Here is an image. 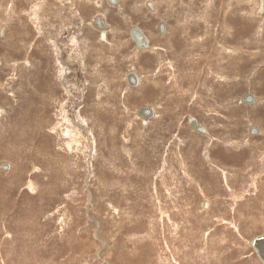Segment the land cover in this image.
Instances as JSON below:
<instances>
[{
  "label": "rangeland",
  "instance_id": "1",
  "mask_svg": "<svg viewBox=\"0 0 264 264\" xmlns=\"http://www.w3.org/2000/svg\"><path fill=\"white\" fill-rule=\"evenodd\" d=\"M118 1L0 0V264H263L259 0Z\"/></svg>",
  "mask_w": 264,
  "mask_h": 264
},
{
  "label": "water",
  "instance_id": "2",
  "mask_svg": "<svg viewBox=\"0 0 264 264\" xmlns=\"http://www.w3.org/2000/svg\"><path fill=\"white\" fill-rule=\"evenodd\" d=\"M111 4H118V0H110ZM147 5L153 9V3L151 1L147 2ZM264 12V0H259V5L256 10V14L260 15ZM95 26L98 29H105L106 25L104 23V19L102 16L98 15L95 18ZM158 30L161 34H165L166 32V23L165 21H160L158 23ZM4 33V28L1 29L0 35L2 36ZM129 35L132 38V40L135 42L136 46L144 49V48H149L150 47V39L147 36V34L138 26H133L129 29ZM10 80V84L6 85V88L9 90L12 87V81ZM126 82L128 85L131 87H136L140 83V77L136 70H130L127 72V77H126ZM244 103L246 104H251L255 101V95L252 92H247L243 95L241 99ZM136 113L138 116L144 119H151L156 116V110L153 106L151 105H144L139 108H137ZM188 123L198 132L209 135L210 132L208 129L204 126L201 125L198 122V119L196 116L191 115L188 118ZM127 132V130H126ZM250 134L254 135L258 133V128L255 125L250 126L249 130ZM208 154H205V159H208ZM0 168L3 170H9L10 168V163L8 162H1L0 163ZM208 206V202L205 203V207ZM251 247L253 248L254 252L256 253L257 257L259 260L264 264V232L261 234H258L254 236L250 241H249Z\"/></svg>",
  "mask_w": 264,
  "mask_h": 264
},
{
  "label": "bare ground",
  "instance_id": "3",
  "mask_svg": "<svg viewBox=\"0 0 264 264\" xmlns=\"http://www.w3.org/2000/svg\"><path fill=\"white\" fill-rule=\"evenodd\" d=\"M119 2V1H118ZM152 2V1H151ZM153 3V2H152ZM258 5H259V3H258ZM258 7V6H257ZM153 9H154V3H153ZM120 7L118 8V11H119V13H121L120 12ZM256 10H257V8H256ZM256 10H255V14H256ZM103 19H104V17H102ZM104 23H105V21H104ZM166 23V22H165ZM94 24V23H93ZM105 25H106V28L105 29H107L109 26L105 23ZM157 28H158V26H157ZM167 29V28H166ZM150 48V47H149ZM144 49H148V48H144ZM126 77H127V74H126ZM9 79H11V81H12V83H13V79L12 78H9ZM9 79H7V84L6 85H9L10 84V80ZM5 85V86H6ZM102 86V90L100 89V91H102V93H106V90H107V88L105 87V85H101ZM128 86H130V85H128ZM131 87V86H130ZM242 99V98H241ZM62 109V108H61ZM201 124V123H200ZM72 130V129H71ZM125 133H127V132H125ZM126 135V134H125ZM210 135V134H209ZM208 135V136H209ZM6 162V161H5Z\"/></svg>",
  "mask_w": 264,
  "mask_h": 264
},
{
  "label": "flooded vegetation",
  "instance_id": "4",
  "mask_svg": "<svg viewBox=\"0 0 264 264\" xmlns=\"http://www.w3.org/2000/svg\"><path fill=\"white\" fill-rule=\"evenodd\" d=\"M108 1L110 2V0H108ZM96 16H98V15H96ZM96 16H95V18H96ZM100 16H101V15H100ZM93 23H94V25H95V19H94Z\"/></svg>",
  "mask_w": 264,
  "mask_h": 264
}]
</instances>
